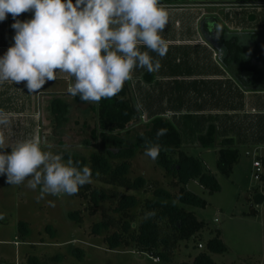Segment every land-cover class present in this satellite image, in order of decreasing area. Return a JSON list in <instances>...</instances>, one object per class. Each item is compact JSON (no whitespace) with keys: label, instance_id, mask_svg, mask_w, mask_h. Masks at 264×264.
Wrapping results in <instances>:
<instances>
[{"label":"rangeland","instance_id":"1","mask_svg":"<svg viewBox=\"0 0 264 264\" xmlns=\"http://www.w3.org/2000/svg\"><path fill=\"white\" fill-rule=\"evenodd\" d=\"M202 1L207 3L217 0ZM239 1L242 0H234V3L230 4L203 5L206 22L212 27L215 16L219 22L227 23L232 30H227L228 38L237 35L243 44L250 42L249 38L253 39L254 46L248 45L245 48L248 47L252 51L251 63H255L264 71V29L257 30L255 37L249 34L250 31L239 29L264 28V4L260 3L262 0L246 3ZM251 14L255 16L256 21L250 17ZM211 15L213 17H208ZM180 21L184 22L183 16ZM173 28L176 26L173 25ZM173 33L172 28L163 32L165 36ZM258 53L262 56L259 57ZM239 54L244 61L250 55L245 50ZM152 55L155 56V53ZM212 55V52H202V48L168 45L165 56L156 58L161 62L159 72L172 76L178 73L191 74L214 70L216 67ZM223 58L220 54L218 61L225 64ZM204 59L206 61L201 62ZM227 68L232 72L231 65ZM142 71L143 69L134 70L132 79L125 82L138 114L127 124L129 135L143 132L146 129L145 122L149 120L147 112L151 109L157 112L155 108L160 107L161 110L175 111L174 115L172 112L166 113L178 127L184 140L191 142L190 144H201L200 136L205 137L210 123L206 125V117L195 115L193 109L198 106L205 107L207 104L222 107L225 100L214 94H180L179 92L189 88H196L197 83L190 84L174 78L163 81L162 77L158 81L155 79L156 74L147 75L144 71L141 74ZM139 74L153 84H145L148 86L141 88L142 78L138 77ZM62 85L63 89L67 90L66 83L62 82ZM13 89L16 91V88ZM260 89V94L253 95V102L258 108L253 117L242 115L239 119L232 118L230 125H225L226 127L219 124L216 141L221 139L219 135L231 133L236 140L235 147L240 153L230 176L223 174L217 163L222 144L215 141L208 147L202 144H187L183 147L187 153L201 159L206 169L215 175L219 188L210 191L197 180L190 179L187 188L203 198L205 205L183 204L177 196L168 199L169 202L181 204L193 211L198 220L206 223L196 237L178 244L169 264L193 263V258L200 251L207 249L208 241L218 233L228 250L212 253L216 264H264V180L255 176L257 171L254 166V161L261 160L259 157L264 155V87L261 86ZM1 91L3 93H0V109L12 114L10 124L0 127V136L4 138L6 145L24 137H35L42 142L51 143L53 147L50 150L64 152L66 157L71 154L74 160L89 166L92 152H108L100 140H94L92 137V130L98 125V115L90 107L93 102H80L67 91L60 94L28 95L14 93L8 86ZM251 95L249 96L252 97ZM200 98L203 99L199 103ZM235 98V102H239L240 97L238 99L235 95ZM216 120L223 123L226 121L220 117L212 118V121ZM121 133L126 135V129ZM133 150V155L128 158L131 166L127 176L132 180L143 177L148 185L167 189L177 195L180 186L175 184V181L172 183L173 179H177L173 173L160 164L157 158L152 160L145 156L144 148ZM124 159L126 158L116 157L111 160L117 164ZM260 172H264L263 167ZM90 183L107 189L115 187L104 183L98 175L91 177ZM26 185L27 180L19 185L6 184L5 178L0 176V264H162L149 253H145L144 257H141V253L137 256L133 248H110L105 236L117 228L115 225L109 230L101 228L99 232H94L93 226L96 222L106 216L119 217L112 210L115 200H106L94 207L89 198L79 196V190L73 195H46L44 199L38 200L39 186L33 190ZM116 189L133 193L139 198V205L132 210L136 221L133 226L138 225L146 216L143 207L145 200L154 197L153 192H146L143 188L135 190L121 186ZM259 197L262 201L257 203ZM47 201L53 203L49 204ZM253 209L257 211L250 213ZM76 211H80L78 216L74 214ZM80 216L82 221L79 220Z\"/></svg>","mask_w":264,"mask_h":264},{"label":"clouds","instance_id":"2","mask_svg":"<svg viewBox=\"0 0 264 264\" xmlns=\"http://www.w3.org/2000/svg\"><path fill=\"white\" fill-rule=\"evenodd\" d=\"M26 12L30 18H17ZM9 14L13 43L0 55V84L23 81L29 93L66 73L70 96L98 103L120 93L134 70L159 71L156 57L168 51L162 35L168 12L160 0H0V22ZM11 117L0 109V127ZM165 132L158 129L156 137ZM52 147L35 137L6 145L0 136V176L9 185L27 180L28 188L39 186L38 200L73 195L91 182L88 164ZM161 150V144L145 140V156L155 160Z\"/></svg>","mask_w":264,"mask_h":264},{"label":"trees","instance_id":"3","mask_svg":"<svg viewBox=\"0 0 264 264\" xmlns=\"http://www.w3.org/2000/svg\"><path fill=\"white\" fill-rule=\"evenodd\" d=\"M246 1L251 0L239 2L246 3ZM260 3H264V0ZM237 38V35H233L231 39H224L223 42L227 44L230 54L233 52L232 56L240 60L241 68L251 70L252 67H255L259 73V76H254V78H245L238 74V80L250 83L256 88L264 87L263 70L261 71V68L255 63H251L252 54L249 53L250 55L245 58V61L240 58L239 52L247 51V49L236 43ZM261 56L260 53L259 57ZM90 107L98 115V125L93 128L92 137L94 140H100L101 145L106 147L105 149L109 152L95 151L91 153L89 157L90 168L92 169L91 177L98 175L104 183L115 187L107 189L104 186H93L91 183H86L79 188L78 194L83 198H89L94 207H98L106 200H115L116 203L112 210L119 215L118 218L106 216V218L96 222L93 226L94 232H99L101 228L109 230L115 225L117 228L105 236L110 248L117 249L121 246L133 248L137 253H149L162 264L171 263L173 251L178 244L196 237L204 229L206 223L198 220L193 211L186 209L181 204L169 202L168 199L177 196L183 204L205 205L206 201L189 190L186 185L190 179H195L210 191L217 190L219 183L215 175L206 169L201 159L190 155L183 149L182 133L166 116L149 115V120L145 122L146 129L135 135H129L127 124L138 114L137 107L130 98L126 83L116 96L108 99L102 98L98 103L91 104ZM161 128L166 129V132L157 138L156 132ZM125 129L126 135H123L121 132ZM216 133L217 127L210 124L205 137L204 135L200 136L201 144L207 147L214 144L217 137ZM145 140H151L162 145L157 161L177 178L172 180V183L175 181V184L180 186L177 195L167 189L148 185L143 177L132 180L127 176L131 166L128 158L133 155V149L144 148ZM221 144L217 163L222 173L230 176L234 164L239 160L240 153L235 147L236 142L233 137L223 138ZM116 157L119 159L125 157L126 159L114 164L111 159ZM259 158L264 169V155ZM259 177L264 180V172H260ZM117 186L135 190L143 188L146 192H153L154 197L145 200L143 207L146 216L138 225L133 226L136 221L132 210L139 205V198L133 193L117 191ZM257 200V203L262 201L261 197ZM256 211L253 209L250 213ZM74 214H80V211H76ZM79 220H83L82 216ZM227 250V246L218 233L216 237L208 241L207 249L200 251L193 258V263L184 262L182 264H216L212 253H223Z\"/></svg>","mask_w":264,"mask_h":264},{"label":"crops","instance_id":"4","mask_svg":"<svg viewBox=\"0 0 264 264\" xmlns=\"http://www.w3.org/2000/svg\"><path fill=\"white\" fill-rule=\"evenodd\" d=\"M161 4L165 6L168 12V23L165 27L172 28L174 30L173 34H168L165 36V34L162 33L163 37L168 42V45H181V46H189L193 49L195 48H202V52H212L213 53V64H215V69L212 71H206V72H199V73H191V74H185V73H178L176 75L168 76L163 75L159 71L155 72L156 74L155 79L160 80V77H162L164 80H169L171 78H174L178 81H184L191 83H197L196 88L194 89H188L187 91L179 92L181 93H188L192 95L196 94H203V95H219V98L224 99L225 103L221 107L214 106L211 104H207L205 107L198 106L193 109L194 114L196 115H202L206 117V125L213 124L217 127V130L219 128V124L222 127H226L230 125L231 119L238 118L246 115H249L253 117L255 115V112L258 111V108L253 102V95L260 94L262 91L260 88H256L250 83L242 82L238 80V74L242 75L245 78H250L252 76L251 70H245L241 68L242 64L240 60L235 59L232 56V53L230 54V51L226 48V43L223 42L224 39H227V30L232 31L227 23H221L219 20L214 16H208L215 18V24L218 26H221L224 30V34L220 36V39L213 38L209 33H207V26L209 25L206 21L207 18L205 15L206 12L203 5H207V3L212 4H219V3H234V0H217L215 2H203L202 0H160ZM264 4V3H262ZM202 10V12H201ZM31 13H21L17 18L18 19H26L30 18ZM184 17V22L180 21V17ZM253 20H257L253 14L250 15ZM175 21V24H173ZM13 23V20L11 18V14L8 15V18L5 19L3 22H0V55L3 54L4 51L7 50V48L10 46L12 41V36L14 34V30L10 27V25ZM173 25L176 26V28H173ZM240 31L248 30L250 31L249 34L252 36L254 35L257 30H263L264 28H251V27H243L239 28ZM250 42L247 43H241L240 39L237 38L236 43L238 45L242 46H254L253 39L249 38ZM248 53H252L251 49L246 47ZM195 51V50H193ZM234 51V50H233ZM221 54L222 58L224 56V62L225 64L218 61L219 55ZM202 60L201 62H205ZM232 66V72L228 71L227 66ZM144 72H147L143 70ZM141 72L143 74L144 72ZM151 74V73H150ZM148 75V74H147ZM161 75V76H160ZM152 76V75H151ZM141 84V88H145L148 85L153 84L148 82L149 80L146 78H143L142 75L139 74ZM62 82L66 83L67 87L69 83L71 82V78L66 73H58L57 78L54 81L47 82L41 90H38L36 92L29 93L26 89H24V82L21 81L19 83H14L12 81H6L2 84H0V93H3L1 91L2 88L9 87L12 89L14 93H25L28 95H35V94H60L67 90L63 89ZM144 84V85H143ZM148 84V85H145ZM16 88V91L15 89ZM252 94V95H251ZM237 95L239 102H235L236 98L234 99V96ZM251 95L252 97H250ZM197 96V95H196ZM222 96V97H221ZM199 97V96H198ZM211 97V96H210ZM209 97V98H210ZM199 99V103L201 101ZM212 99V98H211ZM155 110L157 112H154V109H151L148 113L149 115H155L160 114L163 116L168 117L167 113L172 112L174 115L175 111L171 109L161 110L160 107H156ZM183 110V108H182ZM167 112V113H166ZM180 112V111H179ZM166 113V114H165ZM216 117L218 119H225V123L220 121H212V118ZM233 119V120H234ZM233 123V122H232ZM205 125V126H206ZM226 125V126H225ZM231 133L221 134L219 137V141H216L218 144H221L222 139L225 137H232ZM234 138V137H233ZM217 139V138H216ZM235 139V138H234ZM236 142V140H235ZM186 141L183 139V147H186L188 145H194L199 146L200 143H192ZM255 166V165H254ZM256 168V167H255ZM257 171V168H256Z\"/></svg>","mask_w":264,"mask_h":264},{"label":"flooded vegetation","instance_id":"5","mask_svg":"<svg viewBox=\"0 0 264 264\" xmlns=\"http://www.w3.org/2000/svg\"><path fill=\"white\" fill-rule=\"evenodd\" d=\"M212 22H213L212 27H210L209 25L207 26V33H209L215 39H218V38L220 39V36L222 34H224V30L221 26H218L217 24H215V21H212ZM226 48H227V50H229V48L227 46H226ZM243 69H245V68H243ZM261 71H262V69H261ZM250 72L252 74V76L250 78H254V76H259V73L257 72V70H255V67H252Z\"/></svg>","mask_w":264,"mask_h":264},{"label":"built area","instance_id":"6","mask_svg":"<svg viewBox=\"0 0 264 264\" xmlns=\"http://www.w3.org/2000/svg\"><path fill=\"white\" fill-rule=\"evenodd\" d=\"M254 165L257 168V172L255 173V176L257 178H259V171L261 170V167H262L261 161L260 160H255L254 161ZM200 246H202V244H200Z\"/></svg>","mask_w":264,"mask_h":264},{"label":"water","instance_id":"7","mask_svg":"<svg viewBox=\"0 0 264 264\" xmlns=\"http://www.w3.org/2000/svg\"><path fill=\"white\" fill-rule=\"evenodd\" d=\"M141 257H144L145 253H141ZM137 256H139V253H137Z\"/></svg>","mask_w":264,"mask_h":264}]
</instances>
